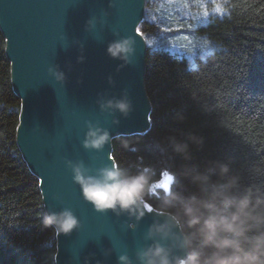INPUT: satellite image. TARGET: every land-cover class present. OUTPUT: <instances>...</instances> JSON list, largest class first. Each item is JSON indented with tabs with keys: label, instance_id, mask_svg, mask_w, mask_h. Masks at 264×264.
<instances>
[{
	"label": "trees",
	"instance_id": "1",
	"mask_svg": "<svg viewBox=\"0 0 264 264\" xmlns=\"http://www.w3.org/2000/svg\"><path fill=\"white\" fill-rule=\"evenodd\" d=\"M184 2L173 34L196 40H188L191 56L174 52L168 39L147 46L152 126L113 140L117 166L133 175L151 169L161 181L164 172L225 160L243 185L264 188V0ZM157 23L145 19L143 35H162ZM20 107L0 31V264H55L56 232L43 225L39 181L16 144ZM191 135L203 144L191 145L185 161L168 139ZM148 203L157 209L155 198Z\"/></svg>",
	"mask_w": 264,
	"mask_h": 264
},
{
	"label": "water",
	"instance_id": "2",
	"mask_svg": "<svg viewBox=\"0 0 264 264\" xmlns=\"http://www.w3.org/2000/svg\"><path fill=\"white\" fill-rule=\"evenodd\" d=\"M145 13L146 0H0L11 85L21 102L17 147L39 181L45 212L70 209L80 225L70 235L56 233L55 264H117L123 254L134 260L156 219L158 210L149 203L138 224L110 210L98 213L84 200L66 163L82 162L93 173L117 166L113 140L151 129L147 43L140 30ZM88 20L93 27L86 31ZM127 38L135 41L134 54L121 67L107 55V47ZM56 66L65 73L63 84L49 71ZM125 92L132 103L126 118L100 110V97L119 99ZM88 123L110 132L103 150L83 148Z\"/></svg>",
	"mask_w": 264,
	"mask_h": 264
},
{
	"label": "clouds",
	"instance_id": "3",
	"mask_svg": "<svg viewBox=\"0 0 264 264\" xmlns=\"http://www.w3.org/2000/svg\"><path fill=\"white\" fill-rule=\"evenodd\" d=\"M92 27L88 20L86 31ZM134 43L132 38L115 40L108 45L107 55L121 61V67L127 66ZM49 71L58 83L65 82V73L57 66ZM108 82L113 84L111 77ZM97 103L102 112H118L125 118L132 111L126 92L119 99L100 97ZM113 123L118 125L119 120ZM110 139L108 130L88 123L83 148L101 151ZM168 144L175 154L191 161L190 146L202 145L203 138L170 137ZM66 163L84 200L98 213L110 210L138 224L146 215L148 200L155 198L158 212L145 233L144 246L134 260L123 254L117 264H264V188L243 185L228 161L212 160L203 168L189 165L170 173L173 183L167 189L148 168L133 175L110 164L93 173L82 162ZM182 180L190 188L183 187ZM43 225L65 236L80 227L70 209L46 213Z\"/></svg>",
	"mask_w": 264,
	"mask_h": 264
},
{
	"label": "rangeland",
	"instance_id": "4",
	"mask_svg": "<svg viewBox=\"0 0 264 264\" xmlns=\"http://www.w3.org/2000/svg\"><path fill=\"white\" fill-rule=\"evenodd\" d=\"M184 3V0H146L145 19L149 18L158 22L157 24H159L160 32H162V35L158 38L150 34H148V36L146 35L147 46L152 48L158 47L164 45L163 40L168 39L169 47L173 49L174 52L179 51L181 54L188 55L187 48L190 47L188 40L193 43H195L196 40H191L189 39L190 37L184 36L180 38V36L173 34L180 28L177 22L179 21L180 14L185 8ZM188 56H191V54Z\"/></svg>",
	"mask_w": 264,
	"mask_h": 264
},
{
	"label": "snow or ice",
	"instance_id": "5",
	"mask_svg": "<svg viewBox=\"0 0 264 264\" xmlns=\"http://www.w3.org/2000/svg\"><path fill=\"white\" fill-rule=\"evenodd\" d=\"M150 119V117H149ZM173 183V177L170 173L168 172H164L162 174V179L160 181V186H162L163 188L167 189L171 184ZM148 211L151 212V208H148Z\"/></svg>",
	"mask_w": 264,
	"mask_h": 264
}]
</instances>
